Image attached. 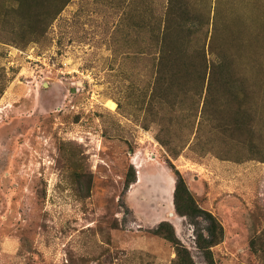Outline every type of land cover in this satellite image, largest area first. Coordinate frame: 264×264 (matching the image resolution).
I'll return each mask as SVG.
<instances>
[{
	"label": "rangeland",
	"instance_id": "1",
	"mask_svg": "<svg viewBox=\"0 0 264 264\" xmlns=\"http://www.w3.org/2000/svg\"><path fill=\"white\" fill-rule=\"evenodd\" d=\"M0 264H264V0H0Z\"/></svg>",
	"mask_w": 264,
	"mask_h": 264
},
{
	"label": "trees",
	"instance_id": "2",
	"mask_svg": "<svg viewBox=\"0 0 264 264\" xmlns=\"http://www.w3.org/2000/svg\"><path fill=\"white\" fill-rule=\"evenodd\" d=\"M183 213H185L184 215L185 216H188L189 215V212H187L185 209H184V211H182ZM210 218H211V220L213 221V223H212V225H211V227L212 228H214V225H215V227L217 226V228L219 229V230H221V225L213 218V216H211V215H208ZM213 238V242L215 241V236H213L212 237Z\"/></svg>",
	"mask_w": 264,
	"mask_h": 264
},
{
	"label": "bare ground",
	"instance_id": "3",
	"mask_svg": "<svg viewBox=\"0 0 264 264\" xmlns=\"http://www.w3.org/2000/svg\"><path fill=\"white\" fill-rule=\"evenodd\" d=\"M108 104V106L110 107V109H112V110H114L115 109V103H113V102H109V103H107ZM141 166H142V164H140L139 166H138V168H141Z\"/></svg>",
	"mask_w": 264,
	"mask_h": 264
}]
</instances>
